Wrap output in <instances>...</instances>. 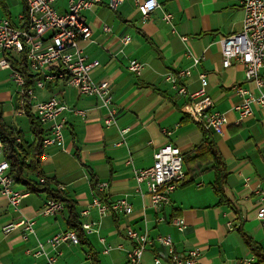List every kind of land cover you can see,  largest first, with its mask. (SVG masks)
Listing matches in <instances>:
<instances>
[{
	"label": "crops",
	"instance_id": "0c3cea01",
	"mask_svg": "<svg viewBox=\"0 0 264 264\" xmlns=\"http://www.w3.org/2000/svg\"><path fill=\"white\" fill-rule=\"evenodd\" d=\"M68 1L61 6L57 2L56 8L64 12ZM158 1L161 6L145 21L133 1L118 11L110 10L107 3L84 11L93 40H83L80 45L89 60L100 62L92 72L94 80L111 82L117 125L106 126L107 108L96 96L81 94L64 81L38 91L42 100L59 95L68 105L86 110L85 117L64 112V143L49 148L42 159V170L53 181L51 188L58 191L64 187L62 192L81 222L86 220L82 212L97 196L94 183H108L103 194L110 202L125 197L133 207L130 214L110 212L104 217L91 207L90 217L100 221L99 233L84 232L86 241L62 244L56 264H124L127 251L133 247L125 234L127 227L148 229L152 237L169 234L182 254L198 249L200 256L194 264H238L251 256L242 233L264 249V228L258 219L260 201L255 193L264 186V107L254 106L252 115L240 119L233 110L241 100L234 86L255 92L256 85L246 81L239 61L229 67L222 63L221 39L243 28L240 0ZM10 2L21 5L17 16L9 6L17 22L25 1ZM167 14L172 15L170 22ZM125 36L132 39L127 45L123 43ZM188 53L201 57L200 62L195 63ZM132 59L145 64L141 75L129 70ZM184 69L192 71L182 80L190 91L202 86L200 73L207 75L205 88L215 102L214 110L227 118L223 134L215 135L228 171L226 202L219 203L212 188L215 172L210 165H203L202 171H194L178 186L169 205L156 211L147 185L143 183L141 193L137 191L133 169L153 165L155 151L165 143L180 147L189 157L204 136L200 124L183 109L187 98L178 95L165 80L166 73ZM126 128L128 132L123 133ZM185 169L187 172V165ZM16 187L24 193L18 207L0 194V264H44L43 258L29 254L27 249L34 250L39 241L69 230L70 210L63 202L64 210L45 215L46 193L31 192L20 184ZM176 217L183 219L182 230L172 224ZM26 219L35 221L36 236L25 241L22 228L4 232L8 224ZM100 236L114 247L110 253H104ZM120 245L123 248H117ZM47 251L55 252L49 246ZM164 252V247L156 244L145 252L142 264H155V256L163 257ZM162 264L169 262L164 258Z\"/></svg>",
	"mask_w": 264,
	"mask_h": 264
},
{
	"label": "built area",
	"instance_id": "2783aa9c",
	"mask_svg": "<svg viewBox=\"0 0 264 264\" xmlns=\"http://www.w3.org/2000/svg\"><path fill=\"white\" fill-rule=\"evenodd\" d=\"M26 13L18 16V21L13 23L9 18H0V68L11 69L12 78L18 87L21 103L27 102L36 114L45 129L43 140L42 159L48 155L47 150L51 147L64 143L66 127V116L64 112H70L82 117L86 116V110L68 105L62 97L54 95L47 100L39 97L38 91L48 84L56 81H64L69 86L77 89L81 94L96 96L102 106L107 108L104 123L106 126L117 125V110L113 107V90L108 80L97 82L92 75L93 70L100 65L98 60H89L80 43L83 40L92 41L93 31L88 24L84 14L85 10L92 9L97 5L107 3L112 11L119 8L128 1H133L139 10L142 20H147L161 4L158 0H69L67 10L60 12L56 8L58 0H25ZM244 10L243 28L239 32L226 35L221 39L223 66L229 67L234 61H239L245 71V79L256 85V91L235 85L234 90L240 97L235 104L234 111L239 114L240 119L254 113V106L264 107V0H240ZM166 19L171 21L172 15L167 14ZM109 32L110 27L104 26ZM187 37H182L186 39ZM130 36L123 38L125 45L131 42ZM26 53L28 64L32 73L37 74L35 88L25 91V78L22 73L11 66L7 54L19 58ZM195 63H199L201 57H195L188 53ZM130 71L141 75L145 64L132 59L129 62ZM192 74L191 69L168 72L165 80L171 84L176 93L187 98L183 106L184 111L200 123L203 128L213 135L223 134V125L227 122L225 113L214 110L215 102L207 92L205 85L207 75L199 74L201 87L190 91L182 82L184 77ZM25 96V97H24ZM18 114H25L24 110ZM129 128L123 129L127 133ZM185 154L180 147L171 143H165L154 153L153 165L145 168H134L136 189L141 193L140 186L145 183L153 208L161 211L171 203V196L186 177L184 165ZM128 163H131L128 162ZM45 182V179H41ZM16 181L11 174L10 162L3 157V144L0 141V194L6 196L10 203L18 207L24 197V193L16 187ZM108 183L98 184L99 192H106ZM60 189H64L63 186ZM260 201L258 219L264 228V186L255 189ZM91 207L98 210L100 217L108 213L124 212L130 214L132 205L123 197L110 202L95 196L89 207L82 212L86 220L82 221L83 231L87 233H99L100 221L90 217ZM65 205L55 199H47L43 209L45 215H53L64 210ZM172 224L179 229L184 228L183 219L176 217ZM22 228V237L26 241L30 236H36L35 221L26 219L21 222L10 223L4 227V232L9 233L15 229ZM125 234L133 242V247L127 251L124 264H142L145 252L156 244L164 247V256H155V264H162L166 258L169 264H194L199 256L198 249L186 254L179 253L171 235L161 234L157 237L150 236L148 229L138 230L132 227L125 229ZM100 242L104 245V253H110L114 247L109 245L106 238L100 236ZM64 243L79 244V238L74 230H67L55 234L46 241L38 242L36 249H27V252L37 258H43L44 264H56L61 254L59 247ZM47 246L54 250V254L47 251ZM117 248H123L122 245ZM238 264H258L257 258L252 254L243 257Z\"/></svg>",
	"mask_w": 264,
	"mask_h": 264
},
{
	"label": "trees",
	"instance_id": "16d2710c",
	"mask_svg": "<svg viewBox=\"0 0 264 264\" xmlns=\"http://www.w3.org/2000/svg\"><path fill=\"white\" fill-rule=\"evenodd\" d=\"M0 8L4 16L16 24L6 0H0ZM26 11L27 5L23 12L26 13ZM7 56L11 66L20 71L24 76L26 81L24 86L25 91L30 88H35L37 74L32 73L30 70L26 53L24 52L19 58L11 54H7ZM18 101V109H23L29 119L33 139L31 141L27 140L21 129L11 127L6 123L3 104L0 102V141L3 144V157L10 162L11 174L16 184L25 186L31 192H44L48 195V199L66 202L70 210L69 230L76 231L79 243L84 242L86 241V234L82 228L80 215L74 210L72 202L64 196L63 189L55 191L51 188L53 181L47 178L42 170L43 140L45 136L44 126L27 102L21 103V98L19 97ZM200 126L204 136L202 141L195 146L193 153L189 157L185 155L184 165H187V172L183 181L194 171H202L203 165H210V168L215 172L212 188L219 197V203H224L226 202L225 185L228 176L226 163L218 151L215 135L206 131L201 124ZM42 178L45 179V182L41 181ZM98 184H93L97 193L96 195L100 196L102 200H108L102 192L98 191ZM242 235L251 253L257 258L258 264H264V249L248 234L242 233Z\"/></svg>",
	"mask_w": 264,
	"mask_h": 264
},
{
	"label": "rangeland",
	"instance_id": "374dc122",
	"mask_svg": "<svg viewBox=\"0 0 264 264\" xmlns=\"http://www.w3.org/2000/svg\"><path fill=\"white\" fill-rule=\"evenodd\" d=\"M8 1L12 13L14 16H17L21 10V5H13V3ZM66 0H58L57 3L59 6L65 3ZM2 10L0 8V16H2ZM1 57V56H0ZM18 87L12 78L11 69H1L0 68V102L3 104L4 109V119L8 125L11 127H17L21 129L24 133V136L27 140H32L33 135L30 131L29 119L25 114H18ZM13 110V114L11 111ZM147 252V251H146Z\"/></svg>",
	"mask_w": 264,
	"mask_h": 264
}]
</instances>
